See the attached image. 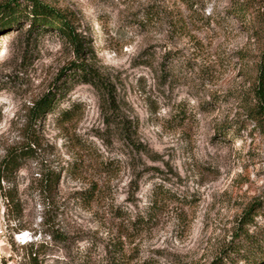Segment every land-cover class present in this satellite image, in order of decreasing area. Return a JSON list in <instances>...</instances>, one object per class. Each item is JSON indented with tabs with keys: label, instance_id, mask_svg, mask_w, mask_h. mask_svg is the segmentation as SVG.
<instances>
[{
	"label": "rangeland",
	"instance_id": "374dc122",
	"mask_svg": "<svg viewBox=\"0 0 264 264\" xmlns=\"http://www.w3.org/2000/svg\"><path fill=\"white\" fill-rule=\"evenodd\" d=\"M37 1L66 13L84 52L24 17L0 31V162L36 140L13 175L19 217L0 196V264H213L229 252L225 264H264V214L245 224L264 207V132L249 116L263 105L264 0ZM71 62L112 97L69 79ZM55 82L60 101L31 120ZM47 170L61 180L42 197Z\"/></svg>",
	"mask_w": 264,
	"mask_h": 264
},
{
	"label": "trees",
	"instance_id": "16d2710c",
	"mask_svg": "<svg viewBox=\"0 0 264 264\" xmlns=\"http://www.w3.org/2000/svg\"><path fill=\"white\" fill-rule=\"evenodd\" d=\"M22 2L23 5H22ZM237 16L242 17L247 13V8L239 7L235 10ZM29 19V24L31 26L30 30L34 29H51L61 34L62 37L70 44L73 48V51L78 55H82L84 52L83 49V38L76 33L74 29V23L66 15V13H60L57 10H54L50 6L40 3L37 0H9L0 5V31L9 26H16L21 22L22 18ZM65 70H69V79H81L82 82H87L98 89L104 90L106 94L112 97L109 86L104 83L102 77L93 71L85 62L75 63L71 62ZM60 75H64L62 72ZM58 82L52 83L48 92L44 95V98L38 101L31 108L29 117L33 121H37L44 117V114L52 112L56 104L60 101V91ZM256 96L260 103H256L257 106L251 108L249 112L250 118H252L256 125L261 128V131L264 132V118L262 113L264 112V55L262 56V61L259 67L258 80L255 84ZM60 96V97H59ZM113 104V103H112ZM74 110V106L65 110L61 116L62 119L69 120L70 113ZM29 130V129H28ZM28 134V133H27ZM27 134L25 137H27ZM28 139V138H27ZM28 141V140H27ZM36 140H29L19 149H13L8 151L3 160L0 162V196L3 200H6L7 206L12 208V213L16 217H19L21 214V205L18 198L17 187L15 179L13 178L14 173H16L20 168H22L25 160L31 156L32 148L31 145H34ZM61 174L54 170H47L45 173H41L39 176V188L38 193L42 197L48 193L55 192L60 180ZM5 185V186H3ZM98 188L96 185L89 188L87 191L80 194V198L86 203L93 201L98 195ZM253 208H251L252 210ZM252 214V215H251ZM263 215L264 207H257L253 209V212L248 211L246 215V225L253 222V217L255 215ZM237 234V233H236ZM50 235L56 240L63 241L65 236L58 231L53 230ZM246 238L249 235L245 234ZM224 256L222 259L215 260L213 264H225V259L232 258L234 255L232 252ZM237 253V252H235ZM255 256V255H254ZM35 261V258H32ZM261 260H264V258ZM224 261V263H223ZM36 262V261H35ZM255 264V261H253Z\"/></svg>",
	"mask_w": 264,
	"mask_h": 264
},
{
	"label": "built area",
	"instance_id": "2783aa9c",
	"mask_svg": "<svg viewBox=\"0 0 264 264\" xmlns=\"http://www.w3.org/2000/svg\"><path fill=\"white\" fill-rule=\"evenodd\" d=\"M18 236H22L21 234H19Z\"/></svg>",
	"mask_w": 264,
	"mask_h": 264
}]
</instances>
